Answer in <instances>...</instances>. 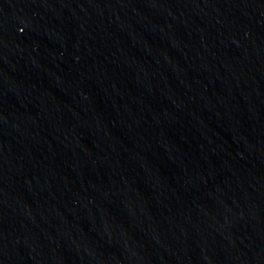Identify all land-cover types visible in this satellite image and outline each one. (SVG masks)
I'll return each instance as SVG.
<instances>
[{
    "label": "water",
    "instance_id": "water-1",
    "mask_svg": "<svg viewBox=\"0 0 264 264\" xmlns=\"http://www.w3.org/2000/svg\"><path fill=\"white\" fill-rule=\"evenodd\" d=\"M0 264H264V0H0Z\"/></svg>",
    "mask_w": 264,
    "mask_h": 264
}]
</instances>
